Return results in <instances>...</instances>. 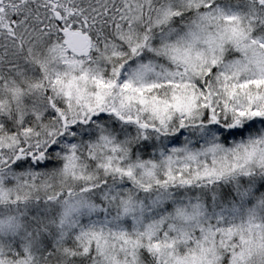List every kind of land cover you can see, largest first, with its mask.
<instances>
[{"label":"snow or ice","instance_id":"1","mask_svg":"<svg viewBox=\"0 0 264 264\" xmlns=\"http://www.w3.org/2000/svg\"><path fill=\"white\" fill-rule=\"evenodd\" d=\"M0 264H264V0H0Z\"/></svg>","mask_w":264,"mask_h":264}]
</instances>
